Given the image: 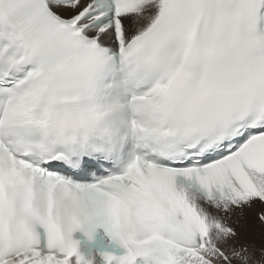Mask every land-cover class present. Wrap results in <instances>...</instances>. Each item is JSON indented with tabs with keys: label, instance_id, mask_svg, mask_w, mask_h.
Listing matches in <instances>:
<instances>
[{
	"label": "snow or ice",
	"instance_id": "6c2138e0",
	"mask_svg": "<svg viewBox=\"0 0 264 264\" xmlns=\"http://www.w3.org/2000/svg\"><path fill=\"white\" fill-rule=\"evenodd\" d=\"M81 50L138 69V154L87 184L70 177L106 148L67 130L87 122L64 113ZM257 204L264 0H0V264H88L72 239L85 215L125 250L102 264H264L231 226H264Z\"/></svg>",
	"mask_w": 264,
	"mask_h": 264
},
{
	"label": "clouds",
	"instance_id": "9594fccd",
	"mask_svg": "<svg viewBox=\"0 0 264 264\" xmlns=\"http://www.w3.org/2000/svg\"><path fill=\"white\" fill-rule=\"evenodd\" d=\"M79 61V71L74 77L66 79L65 87L69 93L67 97L68 107L64 110L70 118H79L81 114L87 115L86 126L83 128H68L71 135L77 132L87 134L104 144H110L118 134V127L113 119L119 107L117 100H110L102 97L98 92V86L103 78L107 61L100 55L88 50H81L77 53ZM126 79L136 90L138 81L136 80L137 67L125 64ZM179 107H169L162 110L161 119H167L174 114L179 115ZM189 134H194L196 129L189 128ZM91 223L87 215L77 218L73 232L84 231ZM93 264V261H88Z\"/></svg>",
	"mask_w": 264,
	"mask_h": 264
},
{
	"label": "rangeland",
	"instance_id": "374dc122",
	"mask_svg": "<svg viewBox=\"0 0 264 264\" xmlns=\"http://www.w3.org/2000/svg\"><path fill=\"white\" fill-rule=\"evenodd\" d=\"M260 204L256 205V212L262 209ZM237 223L231 226L237 229L242 243L253 245L257 250L264 249V226L255 219V213H247L243 218L234 217Z\"/></svg>",
	"mask_w": 264,
	"mask_h": 264
}]
</instances>
